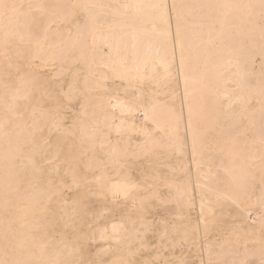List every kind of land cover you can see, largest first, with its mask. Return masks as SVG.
I'll return each instance as SVG.
<instances>
[{
    "label": "bare ground",
    "instance_id": "obj_1",
    "mask_svg": "<svg viewBox=\"0 0 264 264\" xmlns=\"http://www.w3.org/2000/svg\"><path fill=\"white\" fill-rule=\"evenodd\" d=\"M14 1L15 0H0V39H2L0 42V53L2 55V52L7 50L5 48L6 46H4V41L8 36L13 34V30L17 29L12 28L14 25L10 27L12 24L11 21L15 19V22H17V20L21 19V15L24 13L22 12L24 10L22 8V14L18 13L20 16L18 15L17 17L16 14L18 11L16 12V8L20 6L23 0H17V3H20L19 5H16ZM29 1L32 5L33 1ZM41 2L44 1L41 0ZM55 2L56 1H54L53 4H55ZM69 2L71 5L70 9H72L71 16L73 14L72 11H80V9L81 11L84 10L87 14L85 15L87 16L85 19L86 21L82 19L85 21V28L83 27V31V23L81 24L82 26L75 24L76 28L80 27L81 29L78 30V28L76 29L73 26L75 30L72 29L73 31L71 30L69 33L71 37L69 35L68 37L66 36L68 32L64 34L66 40L69 39L72 41L69 48H66L63 51L64 46H58L60 44L58 43L59 37L60 40L61 38H64L62 37V30H60L61 33L59 32L56 34L57 41L55 40L53 42L52 40L51 43L49 41L45 42V37L47 36L46 33L39 34L37 31L38 34L36 32V34H31V32H27L25 28L30 25L27 24L28 26H25L28 22L26 20H29L24 19L28 16L25 17L26 13L23 14L22 20H19L20 22L18 21L17 23L19 25L21 24V27L15 24L16 27H19L16 34L18 39L24 41V46L30 45V47H33L32 50H29L30 47L27 48L26 46L24 50L26 51L27 48L29 51L24 53L23 50L21 52L22 54L20 53L21 57L23 55L25 63L27 64L37 57L41 66L45 67V65L49 66L54 61L59 60L60 56H63L61 52L64 55L68 50L70 52H75V55H73L74 59L72 57V60L74 63L78 62V65H81L79 68L83 72L79 74V71L76 73L75 70H73L74 74L72 73L73 75L69 78L68 87L66 85L67 88L65 87L64 94L63 91L60 94H63L64 98L66 97L70 100L71 96L74 94L73 92H81L84 94V98H81L83 102L79 104L81 107L73 116H71L67 125L66 123H62L65 116L60 112H57L59 107L60 109L63 108H61L62 106L56 102L57 95L55 94L53 95L56 98H54L55 100L52 104V107L54 108H51L52 111L47 107H42V109H46V111H42L40 103L42 102L45 104L42 100L39 102L35 101L37 103H32L28 106L29 104L26 99L28 96L32 95V92L29 91V89L36 84L33 82L38 80V76L36 75L39 73L38 71L37 73L35 71L36 74L30 75L25 73V75H28L25 76L26 79L23 78L25 81L18 80L17 82L16 80V85L21 84L19 82H22L24 85H20L21 87L23 86L21 89L25 90L27 88V92L16 86L13 88L12 85L11 88L9 86L8 88L7 84L9 83L10 85L12 78H9L11 82L9 80L8 82L0 76L3 79H0V85H3V82L5 81L8 82L3 85H6L7 90L3 86L2 89L0 88V103L1 101L2 103L7 101L4 93L5 91L6 95H9L7 98L12 99L14 103L16 101V104L14 105L10 104L9 100L6 104L9 102L8 104L11 105V107L18 104L23 105L22 108L20 105L18 107L16 106L17 110L12 108V110L14 109L15 111L9 110L10 114H12V116L15 114L16 117L14 116V118L18 119H15V124L17 125V121H20L17 125L18 128L16 127L17 129L14 130L15 132H18L19 130V134L21 131V137H18L20 136L18 133L16 134L18 135V138L23 140L18 141V147H15L16 145H14V139L15 141L17 140L16 135H14V139H11V141L8 140V143H6V138H4L6 132L9 135L7 129L16 126L11 122L13 125L11 126L10 124L11 127L4 131V123L8 119L6 117L11 118L10 115H6L9 113L6 112L8 109H3L6 112H3L6 116L1 115L0 113V139H2V146L0 141V164L2 165H0V198L2 195H8V192L11 193V191H16L23 182H25V180L22 181V178L20 177L22 174H24L23 176H26L25 174H28V171H32L31 175L42 173H38V162L40 160L38 161L35 159L37 157L34 156L37 155L42 148L39 147L40 143L36 141L41 139L37 138L36 133L39 132V128L46 125V128L50 133L58 127H61V134L58 136L66 138L69 145L76 144L78 149L76 152L72 149L74 153H68L66 156V153H64L66 151L63 152L64 148H62V150L58 147L60 146V141L55 140L52 143H49L51 147L50 151L54 158L62 151L65 157L62 156L63 154L61 155L62 157L59 154L57 162L64 160L65 164H67L66 168L70 165L67 169L68 174L69 172L71 173V176L69 177L77 180L82 176L78 173L82 168H75L78 164L75 159L80 158V154H85V156H83L84 159H81V162L86 173L89 175H85L86 173L84 172L85 174L82 177H84L85 180L89 179V181L90 178L93 179L91 182H95L93 186L95 189H91V191L97 189L95 193L100 196L99 198L102 197L101 201L103 206L101 211L107 213H105V219L108 220L103 224H100L101 226L98 227L96 235L101 243L102 241L104 242L103 248L105 247V249L103 253L108 252L110 254V258L107 259L108 262L106 261V264H153V260H158L159 258L166 259L167 257L177 259L176 264H240L241 261L250 258H254L255 262H259L261 256L264 255V232L260 230L261 228H264V216H260L261 218L259 220H252V218H250L252 222L254 221L253 223L247 222L245 217L248 216L250 212L251 214H254L255 217L257 214L264 211V126L263 124H258L256 121L259 116L263 117L264 115L262 112L264 111V65L259 67V64V68H255V71H253L250 64L254 59H247L246 56H249V53L251 54L250 51H255V48L258 47L257 45L262 46V44H264H258L261 43L262 40H260L254 48L253 46L256 42L255 39L258 38L259 40V37H256L251 33L257 32L255 30H259L263 27H258L259 25L256 24L257 22L253 21L255 22L254 24H256V27H258L257 29H254L252 26L254 24H252L251 20L254 19L255 12L259 11L258 9L264 1L69 0ZM24 3H26L25 0ZM37 4L39 5L40 1ZM3 5H7L8 7L5 8ZM26 5H28V3ZM55 5H52V8H56ZM68 5L64 10H67ZM255 5H258L256 7L258 9H255ZM33 6H36V4H33ZM41 8L44 10L43 6ZM37 9L40 8L37 7L36 10ZM248 9H250V12ZM251 9L254 14L249 18V15L252 14ZM61 10L62 8L60 11ZM26 11L27 10H25V12ZM40 11L41 10H37V12ZM44 11L43 14H45ZM48 11L51 12V9ZM247 12H249V14ZM258 13L256 14L258 15ZM57 14L59 13H55V15H53L55 18H52V14L49 13L50 20L45 19L47 16L40 19H45L48 21V24L52 21L56 22L57 20L54 21V19L60 18V16L57 17ZM32 15L33 14H31V16ZM46 15H48V12ZM229 15H240L241 20L243 15L246 18L248 17V21L251 22V26H249L250 24L248 23L247 25L244 23L243 26H246L245 28L249 27L250 32H248L247 29L246 32H241V30L244 29H242V25L243 22L247 20L246 18L243 19L244 21L242 20V25L239 21L237 24L234 23L238 16L235 17L236 19L233 17L234 21L230 22L237 25L239 29L241 27L239 30L237 26L234 25V28H237V30L240 31V34L251 33L254 35L252 39L255 41L250 38L251 34L248 36L251 43L254 42L252 46L253 50L250 49L249 51L246 49L247 51L245 52L244 50L242 51L244 45L242 46V49L240 47L241 44L238 46L241 49L240 51L245 54L247 53L246 56L244 53L236 52L237 46L234 44L230 46L229 42H223L221 40L222 37L220 36L221 39L218 37L222 31H225L222 30L223 28L221 29V27L227 25L228 22L226 18H229ZM85 16H83V18ZM195 16L203 18V21L200 20L204 25L202 26L203 29L208 26V23H203L207 18H210L208 20H211L212 22L217 20V22L214 21L213 24L208 20L205 22H209L211 27L218 23V26L220 27L217 28L220 29V31L216 29L217 32H214L216 30L213 29L214 31L212 32L213 35L217 33L218 36H216L219 41L224 43H221L223 45L222 50L230 46V48L227 49L228 55L227 53L219 55L223 52L220 50L221 47H219L221 44L218 46L219 53L216 51L218 50L217 47L213 46L211 49L216 48L215 50L213 49V53H209L210 51L212 52L211 49L209 52L206 50L208 49L207 46L210 47L209 41L213 42V37L216 38V36H213L211 40H209V37L211 36L209 33L212 34V32L208 33L209 36L205 35L208 38L207 43L209 42V45H205V53L201 47L200 50L198 49L197 46L200 44L199 42L204 38H202L203 33L199 34L200 36L197 35V33L201 31L198 29L195 30V28L198 27L197 25L201 24H199L200 21L197 17L195 19ZM205 16L207 18H205ZM261 16L259 15V17ZM16 17L19 19L16 20ZM39 17L40 16H38V18ZM214 17L215 19L212 20ZM257 17L258 16H256L254 20L259 19V17ZM64 18H66V16ZM32 19H35V17ZM36 20H32L33 24L38 22V20ZM22 21H24L25 24H23ZM65 21H67V19H65ZM183 21H187V23ZM29 22L31 23V20H29ZM5 23L10 24L8 26L4 25ZM56 23L61 22L57 21ZM230 23L226 26L227 28L228 26L231 27V25H229ZM48 24L46 25L43 22L42 26L46 27ZM206 24L207 26H205ZM35 25L39 26L40 23L34 24V26ZM34 26L32 28H34ZM191 26L194 28L193 30ZM32 28L30 26V29ZM37 28L38 27L35 29ZM60 29H62V27ZM66 29H68L67 26ZM205 29V31L209 30V28ZM196 31L198 32L196 33ZM226 31L223 36L225 34L227 35L229 32L226 33ZM259 32H263L264 34L263 29L258 31V33ZM53 33L50 32V35L52 34L51 36H53ZM242 35L244 38V34ZM48 37L47 39L49 40ZM11 40L9 41L10 45L14 44ZM62 40L65 44V40ZM69 40L66 43L69 44ZM205 40L207 39L205 38ZM225 40L227 39L225 38ZM15 44L13 45L14 47ZM226 44L227 47L225 46ZM61 45H63V43ZM11 47L9 49H11ZM263 47L258 48L262 49ZM57 49L62 50L57 51ZM16 51L14 52L16 53ZM201 51L205 54L203 58L200 57L203 54H201ZM256 51L255 53L257 54L261 50H258V52ZM18 53L19 52H17V55ZM215 53L216 56L214 58L216 60L218 59L217 57L221 56V59L219 58L220 60L218 59L217 62L212 56L215 55ZM261 54L264 56V52ZM252 55L250 57H252ZM254 55L253 57H255ZM199 58H201V60H199ZM209 58H213V64L211 63L212 59L210 60ZM261 59L264 61L263 57H261ZM3 61L7 62L5 59H3ZM70 61L71 60L64 64L67 65ZM209 61L211 62L209 63ZM58 62L60 63V61ZM200 62H202V65ZM0 63H2L1 60ZM71 64L72 63H70V65ZM2 65L5 66L4 64ZM36 65L34 66L35 68H37ZM53 65L54 64L51 66ZM41 66H38V68ZM1 67L0 69L3 68ZM56 67L57 70H54L55 72L53 75L58 77L65 73L63 71V73L60 74L62 71L58 69L61 66L59 68L58 66ZM61 68L69 69L68 67ZM6 69L3 68L1 71ZM30 70L31 69H29V71ZM77 70L76 67V71ZM33 71L32 73H34ZM13 72H15V70ZM10 74L12 73L10 72ZM50 75L53 77L51 73ZM251 75H253L252 78ZM3 77L5 76L3 75ZM7 77L9 76L6 74V78ZM29 84H32V86ZM25 85L26 88L24 87ZM39 85L38 88L46 87L42 86L41 83ZM3 88L5 90H3ZM35 89L37 90V88L31 90L35 92ZM28 91L30 93H28ZM38 91H36V93L40 94V90ZM41 93L43 94V91ZM41 97L45 98L40 95L39 100ZM20 98H24L26 101L25 103L29 108L27 109V115L29 117L24 119L25 121L17 118H22V116H17V112L20 110L22 111V109L24 111V106H26L23 102L21 104L20 101L22 100H19ZM47 100L50 101V99ZM250 100L253 101L251 106ZM254 102L255 105L253 104ZM208 103L211 104L209 111L206 109ZM234 103L238 104L239 108L236 106L238 108L237 110H235ZM6 104L0 105L4 108ZM37 104L40 106L38 107ZM46 104L48 103L46 102ZM9 105L8 108H10ZM252 105H254V107H252ZM2 107L0 110H2ZM18 108L20 109L18 110ZM47 109L49 111H47ZM72 110L73 109H71V111ZM260 112L262 115H260ZM21 113L22 112H20V114ZM28 118H30L29 121L27 120ZM260 120L264 121V117L259 119V121ZM7 122L8 121H6V125L9 124ZM237 123H239V125L236 126L235 124ZM28 124H30L29 127L27 126ZM25 125L27 127H25ZM15 132L13 134H15ZM2 136L3 138H1ZM35 138L37 139L35 140ZM9 142H11V145ZM20 142L23 144L24 142L28 143H26L27 145H21L23 149V146L26 148L30 145L28 149H24L25 152H21L23 151L22 148L21 151H19L23 155L22 161L17 158V162L21 161L22 163L20 162V164H22L23 168H26L25 171L27 172H23L24 169H22L20 164L18 166L17 162H15L16 160L12 161L13 157L18 156V154L20 156L21 154H15L12 152L11 147L13 145V151H15L14 149L19 150ZM8 144L10 145V148ZM47 145H45V147H47ZM66 149L69 152L71 151V148L70 150L68 148ZM19 158H21V156ZM9 161L11 163L15 162L18 166V168H16L17 166L14 165V163H10L11 167L15 166L16 170L22 169L20 170L21 175H19L21 179L18 180L17 178L19 170L17 172L14 170L16 172L15 174L13 168L12 170L10 169L8 164ZM6 163L8 165H6ZM143 164L144 166H142ZM80 165H78V167ZM87 170L90 172H87ZM92 170H95V172L90 175ZM40 175L42 174H39V178L37 179H39L38 181H43L40 179ZM36 177L37 176L34 178L36 179ZM44 178L45 177H43V179ZM29 179H31L30 175L26 180L28 181ZM36 180H34L37 184V186H35L38 187L41 182L38 184ZM18 181H21L22 184L20 185ZM48 181L46 179L45 183H48ZM72 182L73 180L71 183ZM31 183L28 184L33 185ZM68 183L69 182H67V186L69 185ZM85 183L88 185L87 182ZM65 184L66 183H64V185ZM23 185L25 186V184ZM41 185H44V183ZM51 185L52 184H50V186ZM62 186L63 185L61 184V187ZM25 187L28 188V185ZM63 187L67 189L66 186ZM49 188H47L48 190H46L45 186L44 188H32V190L30 189L27 192L21 193L23 199H17V201H15L16 204L14 210L18 209L17 212L15 211V217L12 213H9V210H7L14 218L9 219V216H6L3 218L4 222L3 220L1 222L0 219V260H31L40 262L56 261L59 259L60 251L55 249V251H53V248L49 245V241H45L48 238L46 239L43 237L44 235L45 237L49 236L48 233H46V228H49L46 226L48 224L46 219L50 218L45 217L46 219L43 221L40 220V215L38 216L35 214L39 211H41L40 213L44 211V203L46 202L47 204V201L53 194L55 195L59 193L60 195L59 186L57 188ZM79 196H82L79 197L80 199L83 198V195ZM15 198L17 197L14 196L13 199ZM55 198H57L56 195ZM55 198L53 197L52 199L56 204L58 201L55 202ZM60 198H62V196H60ZM99 198L97 199L99 200ZM78 199L76 201H78ZM1 200L2 199H0V207L3 208L5 206H3L4 202H2L4 199ZM63 200L64 199L61 201ZM52 201H49L48 203H51ZM61 201L59 200L60 203L64 202ZM83 201L85 202V200ZM119 201L120 203L129 202V206L124 209L123 213H119L118 217H115L116 219H111V215L114 214L113 206H117ZM10 202L14 204L13 200ZM69 203L67 202L68 205ZM79 203L81 204L82 202L79 201L77 204L79 205ZM10 205L9 206L12 208L13 205ZM63 205H65V203H63ZM82 205L85 206L86 203L85 205ZM99 205H101V203H99ZM74 206L73 209L69 207V211H73ZM64 207L66 210V206ZM79 207H76L77 209L75 210H81L82 207ZM54 208L59 209L60 207L57 208L54 206ZM47 209H45L46 213ZM257 209H260L261 211L258 213ZM53 212L55 214L57 213L55 211ZM62 212L66 214V211H61V213ZM50 213L53 214L52 211H50ZM72 213H74V211ZM42 214L41 217H44L49 213L43 214L44 216ZM55 214L52 216L49 215L51 219L55 217V220L57 221L60 214L54 216ZM224 218H231L233 219V222L224 221ZM52 220L55 221L54 219ZM79 221L81 220L78 219V225L80 224ZM68 222L69 221L67 220V223ZM58 223L60 224V221ZM67 223L65 221L66 225ZM48 225H52V222ZM81 225L82 224L79 226ZM58 227H61V225ZM31 229L41 230L37 233L38 236H41V234L45 232L42 236L44 240H41L43 239L42 237L38 239L36 233H30ZM80 229H76L75 231H80ZM79 231L77 233H79ZM63 234L60 232L59 236H63ZM28 235L32 237L33 245L35 244V250L31 249L28 251L25 249L26 244H24V242L31 241V237L25 241V238L28 237ZM215 235L221 237V239L218 240L215 238ZM55 236L52 237L50 235L55 241L51 238L49 239L56 243L59 239ZM62 236L59 237L60 241ZM6 239L11 242L8 246L5 245ZM148 239H150V242ZM63 241L64 242H62L59 247L62 249L64 247L65 254L63 255L65 256L60 258L62 260L64 259V261L65 259L67 261H72L75 256V251H78L79 248L81 250V244L79 247L76 244L75 248L74 243H72L71 240ZM46 243H49V246H46ZM27 244L26 247L29 248V243L27 242ZM33 245L32 247H34ZM57 245L54 246L58 248ZM142 249L150 250L151 255L149 257L144 255L141 256L140 251ZM79 254L80 252L78 255ZM185 254L192 255V259L189 262H185ZM61 259H59V261H62Z\"/></svg>",
    "mask_w": 264,
    "mask_h": 264
},
{
    "label": "rangeland",
    "instance_id": "obj_2",
    "mask_svg": "<svg viewBox=\"0 0 264 264\" xmlns=\"http://www.w3.org/2000/svg\"><path fill=\"white\" fill-rule=\"evenodd\" d=\"M31 1H33L32 3L33 4H36V6L38 5L37 3H39V1H40V4L37 6L38 8H40V9H37L38 11L39 10H41L40 12H37V10H36V6H33V4L31 5V2L29 1V0H25V2L26 3H24V0H23V2L20 4L19 2L17 3V0H15L14 1V3L17 5H19L20 4V6H18L17 8H19V9H17L16 8V12H17V17H18V15L19 14H22V12H24V13H26L25 14V17L27 16V18H24V19H29V20H31V23L29 22V20H26V21H28L27 23H26V25L25 26H28L27 24H29L30 26H31V28L34 26V24H39L40 23V25L38 26V25H35L34 26V28H32V29H30V26H28V27H26L25 28V30L27 31V32H31V34H36L37 33V31H38V33L40 34V33H46L47 34V36L45 37V42L46 41H49L50 43L52 42V40H53V42L56 40V34H58L59 32H60V30H62L63 31V33H62V37H64V34H66L67 32V37H68V35L70 36V32H71V30L73 29V30H75V24H78V26L80 25V26H82V31H83V29L85 28L84 27V22L86 21L85 19L87 18V16H85V15H87L86 14V12H84V10L83 11H81V9H80V11L79 10H76L75 12L74 11H72V16H74V17H72L71 16V10L72 9H70V7H71V5H70V2H69V0H65V2H64V0L62 1V0H42V1H44V2H41V0H37V1H35V0H31ZM36 3H35V2ZM47 1V2H46ZM50 1H51V3H50ZM54 1H56L55 2V4L56 3H58V4H53L54 3ZM57 1H59V2H57ZM262 1H264V0H262ZM21 2V1H20ZM28 3V5H26ZM48 3V4H47ZM62 3V4H61ZM42 4V5H41ZM50 4V5H49ZM55 5V7L56 8H52V5ZM64 4V5H63ZM68 5V8H67V10H64V9H66V7H67V5ZM45 5V6H44ZM58 5V6H57ZM66 5V6H65ZM36 7V8H33V7ZM43 6V9L45 10H42V7ZM49 6V7H48ZM61 6H63V7H61ZM258 6V5H257ZM256 5H255V9H258V8H256L257 7ZM30 7V8H29ZM47 7V8H46ZM260 7H262V8H260ZM260 7H259V13L255 10V9H253V10H255L256 12H255V14L256 13H258V15L256 14H254V13H252L253 12V10L251 11V13L252 14H250L249 16L248 15H246L247 13L249 14V12H250V9H248L249 10V12H247L246 14H244V15H246V16H248L249 18H251V15H253L254 14V19H255V17L256 16H258L259 17V15L261 16V14H262V16L261 17H259V19H257V20H251L252 21V24H254L255 22H253V21H256L257 23L256 24H258L257 26L258 27H260V26H263V27H261L263 30H264V15H263V11H264V3H262L261 5H260ZM24 10H23V9ZM28 8V9H27ZM48 8H50L51 9V12L50 11H48V10H50V9H48ZM62 8V10L60 11V9ZM54 9H55V11H54ZM23 10V11H22ZM25 10H27L28 11V13H27V11L25 12ZM70 10V11H69ZM22 11V12H21ZM43 11L45 12V14H43ZM63 11H64V13H63ZM47 12H48V15H46L47 14ZM59 13V14H57V17L58 16H60V18H61V20H60V18H57V19H54V21H59V22H61V23H56V22H51V23H49L50 24V26H49V24L47 23L48 21H46L47 19H49L50 20V15H49V13L50 14H52L51 15V17L53 18L54 16L53 15H55V13ZM62 12V13H61ZM262 12V13H261ZM19 13V14H18ZM23 13V14H24ZM68 13V14H67ZM23 14L21 15L22 17H21V19H19V18H17L16 17V20L17 19H19V20H22V18H23ZM31 14H33L32 16H31ZM37 14H38V16H40L39 18H38V16H37ZM242 14V13H241ZM29 15H30V17H29ZM35 15V16H34ZM41 15H42V17H41ZM69 15V16H68ZM20 16V15H19ZM37 16V17H36ZM44 16H47L46 18L44 17ZM62 16V17H61ZM66 16V18H64ZM76 16H77V18H76ZM83 16H85L84 18H83ZM230 16V15H229ZM238 16V17H237ZM35 17V19H32V18H34ZM71 17V18H70ZM196 17H197V19H199V21L200 20H202L203 21V18H199V16H195V19H196ZM201 17H204V16H201ZM235 17H237V22H236V20L234 21V18ZM242 20L244 19V18H246L245 16H243L242 15ZM246 18L247 20L246 21H244L243 22V25H242V20H241V18H240V15H232V16H230L229 18H231V19H229L228 17L226 18L227 19V22L228 23H230L231 21H234V23H238V21H239V23H241V25H242V29L243 30H241V32L242 31H244V32H246V29H247V31L248 32H250L249 31V27H247V28H245V27H243L244 26V23H245V25H247V23L248 24H250L249 26H251V22L250 21H248L249 20V18ZM257 17V18H258ZM36 18H37V20H38V22L37 23H34L33 24V22H32V20L33 21H35L36 20ZM43 19V18H45L44 20H41V19ZM55 18V17H54ZM205 18H207L206 16H205ZM205 18H204V20H205ZM253 18V17H252ZM261 18V19H260ZM23 19V20H24ZM59 19V20H58ZM65 19H67V21H65ZM85 20V21H83V20ZM208 19H210V18H207L205 21H207ZM213 19H215V17L214 18H212V20ZM19 20H17V22H15V19L13 20V21H11V25H10V27L12 26V25H14V26H12V28H19V27H16V25L15 24H17L18 23V21ZM36 20V21H37ZM40 20V21H39ZM81 20H82V22H81ZM25 21V20H24ZM24 21H22L23 22V24H25L24 23ZM25 21V22H26ZM46 21V22H45ZM63 21V22H62ZM76 21H77V23H76ZM202 21H200V23L199 24H201V25H197L196 27L197 28H195V26L193 25V27L195 28V30H199V31H201V32H198V31H196V33H197V35H199V34H201V33H203L202 34V38H204V39H202L199 43L200 44H198V49L200 50V47L202 48V50L204 51V49H206V46L205 45H207L209 42H210V47H208L207 46V48L209 49H206L208 52L210 51V49H211V47L213 46V47H217V49L219 48V47H221V49L220 50H222V47H223V45L222 44H224L223 42H229V45L231 46V45H235V46H237V50H236V52H238V53H244V52H242L243 50L246 52L247 50H249L250 51V49L251 50H253V47L255 48L256 47V45H257V43L260 41V40H262L261 41V43H258V44H262V43H264V41H263V39H264V34H263V32L262 33H260V35L258 36V31H261L260 29L259 30H255V31H257V32H251L252 34H254L256 37H259V40H258V38H256L255 39V37H254V39L256 40V42H255V44H254V46H253V41H255V40H253L252 38H253V36L254 35H252L251 33V35L250 34H248V33H242V34H244V38H243V35L242 34H240V31H238L237 30V28L239 29V27L237 26V25H235V24H233V22L232 23H230L229 25H231V27H233V28H231L230 26H228V28L226 27L227 25H228V23H227V25H225V26H223V27H221V29L222 30H228V31H226V33H227V35L225 36H223V34H224V32L225 31H222L221 32V34L218 36V34L217 33H215L214 35H213V32L212 31H214L213 29H218L220 26H218V23H216L217 22V20H214V21H216L215 23H216V27L215 26H213L212 25V27H211V24H213V22L211 21V20H208V21H210L211 22V24L209 23V22H203V23H208V26H207V24L205 25V26H207V27H204V29H203V27L202 26H204L203 24H202ZM15 22V23H14ZM20 22V21H19ZM43 22H44V24H48V26H46V27H44V26H42V24H43ZM66 24H65V23ZM79 22H80V24H79ZM183 22H186L187 23V21H183ZM4 23V22H3ZM83 23V24H82ZM214 23V24H215ZM9 24L10 23H5L4 25H8L9 26ZM55 24H58V25H55ZM82 24V25H81ZM232 24H233V26H232ZM256 24H254V25H252L253 26V28L254 29H257L258 27H256ZM17 25H19V24H17ZM21 25V24H20ZM19 25V26H20ZM237 26V28H234L235 26ZM7 26V27H8ZM52 26H54V27H52ZM59 26H60V28L62 27V29H60L59 28ZM64 26V27H63ZM66 26H67V28L68 29H66ZM75 28H74V27ZM199 26H201V27H199ZM210 26V27H209ZM239 26H240V24H239ZM256 28H255V27ZM9 27V28H10ZM21 27V26H20ZM36 27H38L37 29H35ZM40 27V28H39ZM41 27H43V28H41ZM52 27V28H51ZM84 27V28H83ZM218 27V28H217ZM29 30H28V29ZM46 28V29H45ZM47 28H48V30H47ZM50 28H51V30H50ZM78 28V30L79 29H81L80 27H77ZM76 28V29H77ZM191 28H192V26H191ZM190 28V29H191ZM194 28H192V30L194 29ZM205 28H209V30L208 31H205L206 29ZM210 28H211V31H210ZM225 28V29H224ZM13 30L14 32H13V34H11L10 36H8L7 37V39L4 41V46H6L5 48L8 50H6L5 52H2L3 53V55L1 54L0 55V60H1V62L2 63H0L1 64V66L4 68V69H6V70H4V71H1V70H3V68L2 69H0V76H2V78L3 79H5L6 81H10L11 82V80H12V84L10 83V85H9V81L8 82H3L4 84H7V87L9 86L10 88H11V85L13 86V88H15V86L16 87H19V89H21L22 87L20 86L21 84H23L22 82H19V83H21V84H18V85H16L17 84V82H18V80H23V78H25V76H28V75H25V73L26 74H36L37 73V71L39 72V73H37L36 75L38 76V83H39V81H40V83L42 84V86H46L45 88H43L42 86V88H38L40 85V83L38 84L37 83V81L36 82H33V83H36L35 85H34V87H32L31 89H33L34 90V88H37V90L35 89V92L33 91V90H31V89H29V91H31L32 93V95H30V96H28V98L26 99V101H28V106H30V104H32V103H37V102H39V101H43V102H45V104L44 103H40V105H38V107L40 106L41 107V109H42V107H44V108H48V109H50V111H52V109L51 108H53L52 107V104H53V102H54V98H56V97H54L53 95L55 94V95H57V99H56V102H58L59 103V105L60 106H62L61 108H63V109H60V107L58 108V111L57 112H60L61 114H63L64 116H65V118H64V120L62 121V123H69V120H70V118H71V116H73L75 113H76V111H78L79 110V108L81 107V105L79 106V104L81 103V102H83L82 101V99L84 98L83 96H84V94L83 93H81V92H73L74 94L71 96V98H70V100L69 99H67L66 97L64 98L63 97V94H64V90H65V87H66V85H67V87H68V84H69V78L74 74V71L73 70H75V72L77 73L78 71V73L79 74H81L83 71L79 68V66H81V65H78L79 63L77 62V63H74V61L72 60V57H73V55H75V52H70L68 49V52L67 53H65V55L61 52V54L63 55V56H60V59L59 60H57V61H54L53 63H51V65L52 64H54L53 66H51V65H45V67H42L41 66V64H40V61H39V59H37V57L36 58H34L31 62H29L28 64L27 63H25V60H24V57H23V55H22V57H21V52L25 49V47L27 46H24V41H21L20 39H18V37H17V34H16V32H18V30ZM45 30V31H42V30ZM57 29V30H56ZM67 31H66V30ZM201 29V30H200ZM240 29H241V27H240ZM239 29V30H240ZM22 30V29H21ZM50 30V31H49ZM64 30H65V32H64ZM69 30V31H68ZM72 30V31H73ZM202 30H203V32H202ZM230 30H231V32H230ZM40 31V32H39ZM42 31V32H41ZM81 31V30H80ZM218 31H220V29H218ZM252 31H254V30H252ZM36 32V33H35ZM48 32H49V34H48ZM50 32L51 33H53V36H51L50 35ZM57 32V33H56ZM207 32V33H206ZM209 32H212V34H210ZM214 32H217V30L216 31H214ZM37 33V34H38ZM61 33V32H60ZM206 33V34H205ZM208 33H209V35H211L210 37H209V40H211V38L213 37V36H218L219 37V39H221V37H222V41L220 42L219 41V39L217 38V36H216V38L218 39V41H217V39L215 38V37H213V42H211V41H209L208 43H207V41H208V38L205 36V35H208ZM232 33V34H231ZM236 33H237V35H236ZM16 34V35H15ZM191 34V33H190ZM263 36H262V35ZM208 35V36H209ZM229 35V36H228ZM233 35V36H232ZM250 35V38L253 40L252 42L253 43H251V41H250V38H248V36ZM48 36H50V37H48ZM58 36V35H57ZM200 36V35H199ZM204 36V37H203ZM221 36V37H220ZM241 36H242V38H241ZM246 36V37H245ZM17 37V38H16ZM47 37L49 38V40L47 39ZM71 37V36H70ZM69 37V38H70ZM230 39H229V38ZM232 37V38H231ZM51 38V39H50ZM205 38L207 39V40H205ZM225 38L227 39V40H225ZM234 38V39H233ZM239 38V39H238ZM247 38V39H246ZM11 39H13V40H11ZM62 39H64L65 40V44H64V41L62 40ZM71 39V38H70ZM216 39V40H215ZM224 39V40H223ZM11 40V42H14V44H15V47L13 46L14 44H11L12 45V47H11V45L9 44V41ZM69 40V39H68ZM68 40H66L65 39V37L64 38H61V40H60V37H59V40H58V43H60L58 46H64V48L63 47H59V48H63V51L66 49V48H69L70 46H71V40H69L70 42H69V44L68 43H66ZM229 40V41H228ZM237 40H238V42H237ZM250 42H249V41ZM258 40V41H257ZM2 41V39H0V42ZM57 41V40H56ZM59 41H61V42H59ZM63 41V42H62ZM246 41V42H245ZM7 44H6V43ZM206 44H205V43ZM215 42V43H214ZM237 42V43H236ZM240 42V43H239ZM63 43V45H61ZM204 43V44H203ZM212 43H213V45H212ZM217 43V44H216ZM222 43V44H221ZM231 43V44H230ZM236 43V44H235ZM26 44V43H25ZM31 44V43H30ZM67 44H68V46H67ZM222 46H221V45ZM241 44V49H242V46H243V49H242V51H240L241 49H240V47H238L239 45ZM246 44V45H245ZM22 45V46H21ZM201 45V46H200ZM202 45H204V46H202ZM209 45V44H208ZM217 45V46H216ZM220 45V46H219ZM228 45V46H229ZM21 46V47H20ZM66 46V47H65ZM219 46V47H218ZM226 47H227V44L225 45ZM230 46L228 47V48H230ZM253 46V47H252ZM259 48H261V47H263L264 46V44H262V46L261 45H257ZM8 47V48H7ZM11 47V49H9ZM30 47V45L29 46H27V48H29ZM245 47V48H244ZM258 47H256L255 48V51H256V49H257V51L256 52H258V50H261L260 52H258L257 54L255 53V51L253 50V51H250L251 52V54L249 53L248 55L249 56H246V54L244 53V55L247 57V59H251V58H253L254 59V61L253 62H251V66H252V70L253 71H255L254 69L255 68H259L261 65H264V64H262V63H264V61H262L263 59H261V57H263L264 58V56H263V54H261V53H263L264 52V47L262 48V49H259ZM27 48H26V51L24 50V53H26V52H28L30 49L32 50L33 49V47H30L29 48V50H27ZM58 48V49H59ZM225 48V47H224ZM228 48H225L224 50H222L223 52H221V54H219V55H222V54H224V53H227V55H228ZM233 48H234V46H233ZM233 48H231V49H233ZM57 49V51H60V50H62V49H60V50H58ZM216 49V48H212L211 50H212V52L210 51L209 53H213L214 52V50ZM239 49V50H238ZM247 49V50H246ZM16 50H18V51H16ZM205 50V51H206ZM13 51V52H12ZM14 51H16V53L14 52ZM203 51H201V54L203 53ZM205 51H204V53H205ZM217 52L219 51V49L218 50H216ZM226 51V52H225ZM9 52V53H8ZM17 52H19L18 53V55H17ZM69 52H70V54H69ZM200 52V51H199ZM14 53V54H13ZM202 54V56H200L201 58H203L204 57V55L205 54ZM219 53V52H218ZM217 53V54H218ZM230 53V52H229ZM254 53H255V55H254ZM201 54H199V55H201ZM207 54V53H206ZM255 56V57H253V55ZM252 55V57H250ZM262 55V56H261ZM14 56V57H13ZM66 58H65V57ZM213 56V58L216 56V53H215V55H212ZM2 57V58H1ZM6 57H7V59H6ZM17 57H18V59H17ZM20 57V58H19ZM69 57H71V58H69ZM249 57V58H248ZM201 58H199V60H201ZM213 58H211L212 59V62L211 61H209V63L211 62L212 64H213V62H214V60H216L215 58H214V60H213ZM218 59L220 58L221 59V56L220 57H217ZM3 59H5V60H7V62L6 61H3ZM36 59V60H35ZM63 59H65V60H63ZM73 59H74V57H73ZM210 59V58H209ZM210 59V60H211ZM217 59V60H218ZM219 59V60H220ZM252 59V60H253ZM64 62H63V61ZM69 60H71L70 61V63H74L73 65L71 64L70 65V63L69 64H64L65 62H67V61H69ZM217 60H216V62H217ZM58 61H60V63L58 62ZM262 63H261V62ZM7 63V64H6ZM10 63V64H9ZM23 63H25V64H23ZM35 63V64H34ZM58 63H59V65L61 66V67H68L69 69H63V68H61L59 65H58ZM63 63V64H62ZM201 63V65H202V62H200ZM2 64H4L5 66H3ZM9 64V65H8ZM34 64V65H33ZM37 64V65H36ZM215 64V63H214ZM260 64V65H259ZM37 66V68H35L34 66ZM257 65V66H256ZM258 65H259V67H258ZM38 66H41V67H39L38 68ZM47 66V67H46ZM56 66H58V70H60V71H62L60 74H62L63 73V71L65 72V73H63L62 75H59L58 77H56L55 75H53V73L55 72L54 70L56 69L57 70V67ZM251 66H250V69H251ZM28 67H29V69H31L30 71H29V69H28ZM51 67V68H50ZM76 67H77V71H76ZM25 68V69H24ZM27 68V69H26ZM42 68V69H41ZM72 68H74V69H72ZM22 69V70H21ZM24 69V70H23ZM50 69V70H49ZM52 69V70H51ZM80 69V70H79ZM15 70V72H13ZM34 70V71H33ZM66 70V71H65ZM257 70V69H256ZM32 71L34 72V73H32ZM35 71H36V73H35ZM49 71V72H48ZM71 71V72H70ZM4 72V73H3ZM10 72L12 73V74H10ZM15 73V74H14ZM22 73H23V75H22ZM50 73L53 75V77L50 75ZM73 73V74H72ZM6 74L9 76V77H7L6 78ZM3 75L5 76V77H3ZM19 75H22V76H19ZM69 75V76H68ZM64 76V77H63ZM252 76L253 75H251V78H252ZM1 77H0V79H2ZM9 78H12L11 80L9 79ZM49 78V79H48ZM2 79V80H3ZM26 79V78H25ZM41 79V80H40ZM45 79V80H44ZM1 80V81H2ZM16 80H17V82H16ZM44 82H43V81ZM23 81H25V80H23ZM57 83V84H56ZM0 84H1V82H0ZM3 84V85H4ZM32 84H29V85H31L32 86ZM3 85H0V88L2 89V86ZM24 85V84H23ZM27 86H28V84H27ZM4 88H6V90H7V87H6V85L5 86H3ZM8 87V88H9ZM25 88H26V85L24 86ZM29 87V86H28ZM60 87V88H59ZM66 87V88H67ZM3 88V90H5ZM30 88V87H29ZM19 89H17V90H19ZM58 89H60V90H58ZM63 89V90H62ZM21 90H23V91H25L26 90V92H27V88L24 90V89H21ZM21 90H19V91H21ZM38 90H40V94H38L39 93V91ZM2 91V90H1ZM28 91V93H30ZM36 91H38V93H36ZM43 91V94L41 93ZM48 91V92H47ZM61 91V92H60ZM62 91H63V94H60V93H62ZM66 91H67V89H66ZM47 92V93H46ZM4 93H5V98H6V100L8 101L9 100V102H10V104H16V101L15 100H17V99H15L14 101H15V103L13 102V100L12 99H10V98H7L8 96L6 95V92L4 91ZM28 93H26L27 95H29ZM75 93H77V94H75ZM83 94V95H82ZM40 95H42L43 97H45V98H40V100H39V96ZM2 96V95H1ZM3 96H4V94H3ZM31 96H33V97H31ZM65 96V95H64ZM74 96H76V97H74ZM38 97V98H37ZM46 97H47V99H50V101L49 100H47L46 99ZM50 97V98H49ZM73 97V98H72ZM53 98V99H52ZM82 98V99H81ZM3 99H4V97H3ZM36 99V100H35ZM67 99V100H66ZM5 100V99H4ZM19 100H22V101H20L21 102V104H22V102L26 105V101L24 100V98H20ZM19 100H17V101H19ZM46 100V101H45ZM253 100V99H252ZM252 100H250V106H251V103L253 102ZM6 101V102H7ZM12 101V102H11ZM35 101H37V102H35ZM49 101V102H48ZM66 101V102H65ZM68 101V102H67ZM6 102H4V103H2V101H1V103L0 104H2V105H4V104H6ZM8 102V103H9ZM19 102V103H20ZM30 102V103H29ZM46 102L49 104H46ZM7 103V104H8ZM6 104V105H7ZM17 104H18V102H17ZM254 105H255V102L253 103ZM2 105H0V108L2 107ZM6 105H5V107L3 108L2 107V110H0V113H1V115H3V116H8V115H10V117L11 118H9V117H6V118H8L6 121H8L7 123H9V124H7L6 125V121H5V123H4V128H5V130L4 131H6V129L7 128H9V127H11L12 125H13V123L15 124V122H16V120H18V119H16V118H14V116L16 117V115L14 114L13 116H12V114H10V111L9 110H12V108H14L15 110H17V108H16V106L18 107L20 104H18V105H16V106H13V107H11V105H9L10 106V108H8V105H7V107H6ZM36 105V104H35ZM47 105V106H46ZM64 105H65V107H64ZM67 105V106H66ZM208 105H209V107H208ZM234 105V107H235V110H237L239 107H238V104L237 103H234L233 104ZM254 105H252V107H254ZM21 106V108L23 107V105H20ZM33 106V105H32ZM238 108H237V107ZM25 107V109H24V111H23V109H22V111L20 110V111H18L17 113H18V115L17 116H22V118H20V117H17V118H19L20 120H24V119H26L27 117H29L28 115H27V109H29L28 107H27V105L26 106H24ZM27 107V108H26ZM50 107V108H49ZM70 107H71V109H73L72 111H71V109H70ZM208 107V108H207ZM207 107H206V109H208V111H209V108L211 107V104L210 103H208L207 104ZM233 107V108H234ZM8 109V110H6V109ZM43 108V109H44ZM70 109V110H67V109ZM3 109H5L6 110V112H9L8 114H6V115H4V113L3 112H5V110H3ZM13 109V110H14ZM20 108H18V110H19ZM40 109V110H41ZM42 109V111H46V109H44L43 110ZM47 109V111H49ZM54 109V108H53ZM12 110V111H13ZM14 110V111H15ZM26 110V111H25ZM54 111V110H53ZM213 111V110H212ZM5 112V113H6ZM20 112H22L21 114H20ZM55 112V111H54ZM263 113H264V111H262ZM3 113V114H2ZM260 115H262V113L260 112ZM255 117H257V116H255ZM262 117V116H261ZM260 116H259V118L256 120L257 121V123L258 124H263V126H264V121H262V120H260L259 121V119H262L263 117H264V115H263V117L261 118ZM13 118H14V120H13ZM16 119V120H15ZM29 119L30 118H28L27 120L29 121ZM42 119V118H41ZM41 119H39V120H41ZM256 119V118H255ZM11 120V121H10ZM26 120V121H27ZM25 121V120H24ZM11 122H13V123H11ZM20 122V121H19ZM18 121H17V125H18V123H19ZM22 122V121H21ZM263 122V123H262ZM28 123V122H27ZM30 123V122H29ZM10 124H11V126H10ZM31 124V123H30ZM30 124H28L27 126L29 127V125ZM65 124V125H66ZM240 124H241V122H240ZM16 125V124H15ZM12 126V128H10V129H7V131H8V133H9V135L7 134V132L4 134L5 136H4V138H6V141H4V142H6V143H8V140H10L11 141V139H14V135H16L17 133H18V135H20L21 134V131H20V134H19V130H18V132L16 131H14V130H16L17 128H18V126ZM68 125V124H67ZM236 126L237 125H239V123H237V124H235ZM234 125V126H235ZM26 125H25V127H27ZM260 126H262V125H260ZM17 127V128H16ZM264 128V127H263ZM40 129H42V130H40ZM57 130V131H56ZM59 130V131H58ZM39 132H36L37 133V138L39 139V138H41L40 140H36L37 138H35V140L36 141H38L40 144H39V147L41 148V150H40V152L37 154V155H34L35 157H37V158H35V159H37L39 162V164H38V173L39 172H42V173H39V174H42L43 175V177H45L44 179H43V177H42V175H40V179L41 180H43V181H38L39 179H37V178H39V174H35V175H31V172H27V171H25V169L26 168H23L22 167V164H20V162L22 161V153L21 152H25L24 151V149L26 150V149H28L29 148V146H27L26 148H25V146H23L24 147V149L21 147V145L23 144L22 142H20L21 144H20V148H19V150H17V149H14L15 151H13V145H12V147H11V150H12V152H14L15 154H18V153H20L21 155V158H19L20 156H19V154H18V156H15V157H13V159H12V161L14 160H16L15 162H17V158H18V160H21V161H18L17 162V164H18V166H19V164L21 165V167H22V169H24L23 170V172H27L28 174H25L26 176H23L24 174H22L21 175V171L20 170H22V169H18L19 171H20V173H19V171L18 170H16V168H18V166H17V164H15V162H10L9 161V166L11 165V164H13L14 163V165H16L17 167L15 168V166L14 167H11L10 166V169L12 170V168H13V172L16 174V172L18 171V180L19 179H21L22 178V181H24L25 180V182H23V184H25V186H27L28 185V188H26L23 184H22V182L20 183L19 181V184L21 185H19L18 187V189L16 190V191H11V193H9L8 192V195L7 194H5L6 195V197H5V195H2L1 196V198L0 199H4L2 202H4L3 203V206L5 205L6 206V209H5V206L2 208V207H0V211H1V215H0V219H1V222H2V220H3V218H5L6 216L8 217L9 216V219H12V218H14L15 217V211L17 212V210L15 209L14 210V207H15V204H16V202L15 201H17V199H23V197L21 196V193H23V192H27V191H29L30 189L32 190V188L34 189V188H44V186H45V188H46V190H48L47 188H49V186H50V184H52L51 186H50V188L49 189H51V187L52 188H57L58 186H59V188H60V195H59V193H57V194H55L56 195V197L57 198H55V195L53 194L52 195V197L47 201V204H46V202L44 203L45 205V207L43 208L44 209V211H45V213H44V211L42 212L43 214H47V213H49L51 216L53 215V214H55L53 211H55V212H57L54 216H57V214H60L59 216H58V218H57V221L55 220V217H53L52 219H54L55 221H53L52 219H51V217H50V215L49 214H47V215H43L42 213H40L41 211H37L38 213H35L36 215H40V220H43L44 221V219H46L45 217H49L50 219H46L47 220V222H48V224H50L51 222H52V225H50L51 226V228H50V226L47 224L46 226L47 227H49V228H46V233H48V235L49 236H47V237H45V235H44V233L43 234H41V236L39 235L38 236V232H40L38 229H31L30 230V233H36L37 234V238L39 239V238H41L43 235V237L44 238H48L47 240H45V241H49V245L53 248V251H55V250H57V251H60V254H59V256L60 257H64L65 255H63V254H65L64 252V247H63V249L61 248V247H59V245L60 244H62V242H64L63 240H65V241H69V240H71L72 241V243H74V246L77 244L78 245V247H79V245H80V247H81V250H80V248H79V250L78 249H76V250H78V251H75V256H74V260H83V261H85V262H87V264H106L108 261H107V259H109L110 258V254L107 252V253H103L104 252V249H105V247L103 248V245H104V242L102 241V243L100 242V239H98V237L96 236L97 235V229H98V227L99 226H101L100 224H103L104 222H106L108 219H105V216H106V212H104L103 213V211H101V208H102V197L101 198H99L100 196H98V194H96L95 193V191L97 190H93V191H91V189H95V188H93V186H94V184H95V182L93 181V182H91L93 179H91L90 178V181H89V179H87V180H85V178L84 177H82L85 173H86V170H85V168H84V166H83V164H82V160L81 159H84V157L83 156H85V154H80L79 156H80V158H77V159H75V160H77V162L76 163H78L77 164V166H75V168H82V169H80L79 171H78V173L80 174V175H82L81 176V178L79 177L78 178V180L77 179H74V178H71V177H69V176H71V173L69 172V174H68V171H67V169L70 167V165L69 166H67V168H66V165L67 164H65V162H64V160H61V161H63V162H61V161H59V162H57V159L59 158V154H60V156L63 154L62 153V151L58 154V156H56L55 158L52 156V152L50 151V144L49 143H52L53 141H55V140H58V141H60V146H58L59 147V149L61 148H64V150H63V152L64 151H66V152H64V153H66L65 155L67 156L68 155V153H74V152H76V150L78 149V146L76 145V144H71V145H69L68 144V140L66 139V138H63L62 136H58L59 134H61L60 133V131H61V127H58L57 129H55V130H53V131H51L50 133H49V131L47 130V128H46V125H44V126H42L41 128H39V130H38ZM12 132V133H11ZM15 132V134H13ZM59 132V133H58ZM11 133V134H10ZM53 134V135H52ZM18 135H16V137L18 136ZM8 136H10V137H13V138H10V137H8ZM53 136V137H52ZM7 137H8V139H7ZM15 137V138H16ZM18 137H21V135L20 136H18ZM17 137V140L15 141V139H14V142H15V144L14 145H16L15 147H18L17 146V144H18V141H20L21 139L20 138H18ZM62 137V138H61ZM1 138H3V136L1 137ZM42 139H43V141H42ZM0 141H1V146H2V139H0ZM13 141V140H12ZM21 141H23V140H21ZM17 142V143H16ZM46 142V143H45ZM11 142H9V144H10ZM13 143V142H12ZM27 143V142H26ZM25 142H24V144L23 145H25L26 144ZM58 143V142H57ZM65 143V144H64ZM8 144V146H9V148H10V145ZM28 144V143H27ZM26 144V145H27ZM47 144H49V145H47ZM59 144V143H58ZM4 145H5V143H4ZM41 145H44V146H41ZM45 145H47V147H45ZM74 145V146H73ZM76 145V146H75ZM7 146V145H6ZM72 146V147H71ZM14 147V148H15ZM71 148V151L69 152V151H67V149L66 148H68L69 150H70V148ZM21 148L23 149V151H21ZM44 148V149H43ZM72 149H73V151H72ZM45 150V151H44ZM18 151V152H17ZM19 151H21V152H19ZM42 151V152H41ZM43 153V154H42ZM14 154V155H15ZM42 155V156H41ZM45 155V156H44ZM65 155L63 154L62 156L63 157H65ZM52 156V157H51ZM61 156V157H62ZM39 158V159H38ZM41 158V159H40ZM44 158V159H43ZM47 158H48V160H47ZM43 159V160H42ZM55 162H54V161ZM45 161V162H44ZM80 161V162H79ZM140 161H142V160H140ZM54 162V163H53ZM61 162V163H60ZM11 163V164H10ZM22 163V162H21ZM53 163V164H52ZM7 163H6V165H8ZM82 166H81V165ZM1 165V164H0ZM58 165V166H57ZM78 165H80L79 167H78ZM2 166V165H1ZM13 166V165H12ZM27 166V165H26ZM56 166V167H55ZM142 166H144V164L142 165ZM20 167V168H21ZM50 167H51V169H50ZM58 167V168H57ZM9 168V167H8ZM40 168V169H39ZM47 168H48V170H47ZM1 169V168H0ZM27 169H28V166H27ZM14 170H16V172L14 171ZM29 170V169H28ZM84 170V171H83ZM96 170V169H95ZM95 170H92L91 171V173H90V175H92V174H94V172H95ZM44 171V172H43ZM70 171V170H69ZM83 171V172H82ZM85 172V173H84ZM87 172H90V171H88L87 170ZM34 174V173H33ZM48 174V175H47ZM19 175H21L20 177H19ZM29 175H30V177H31V179H29L28 181L26 180L27 178H29ZM45 175V176H44ZM52 175H53V177H52ZM85 175H89V174H85ZM28 176V177H27ZM32 176H37L36 177V179L34 178V177H32ZM61 177V178H60ZM33 178H34V180H36L37 181V183L39 184L40 182V185L38 186V187H36L37 186V184L35 183V181L33 180ZM83 178V179H82ZM46 179H47V181H48V183L46 182L45 183V181H46ZM70 180V181H69ZM73 180V182L71 183V181ZM83 180V181H82ZM32 183H31V182ZM62 181H64V182H62ZM76 181V182H75ZM78 181V182H77ZM88 181H89V183H88ZM53 182V183H52ZM67 182H69L68 184V186L70 187V189H69V187L67 186ZM85 182H87V184L88 185H86V183ZM27 183V184H26ZM28 183H31V184H33V185H29ZM44 183V185H41V184H43ZM63 185V186H66L67 187V189L65 188V187H61V184ZM64 183H66L65 185H64ZM71 183V184H70ZM78 183V184H77ZM49 184V185H48ZM36 185V186H35ZM46 185H48V186H46ZM71 185V186H70ZM82 185V186H81ZM91 186V187H90ZM31 187V188H30ZM90 187V188H89ZM85 188V189H84ZM88 188V189H87ZM89 189H90V191H89ZM19 190V191H18ZM62 190V191H61ZM88 192V193H87ZM13 193V194H12ZM17 195V196H16ZM79 195H83V198H79V197H82V196H79ZM5 198H4V197ZM17 197V198H15V199H13V197ZM19 196V197H18ZM60 196H62V198H60ZM55 198V202L56 201H58L59 202V200L61 201L62 199H64L63 201H61V202H63V203H65V205H63V203H60L59 202V204L56 206V204L58 203V202H56V204L54 203V200L52 199V198ZM87 197V198H86ZM94 197V198H93ZM76 198V199H75ZM79 198V199H78ZM85 198V199H84ZM97 198H99V200L97 199ZM5 199H6V201H5ZM8 199V200H7ZM69 199H71V200H69ZM78 199V201H76ZM89 199V200H88ZM11 200H13V202H14V204L12 203V202H10ZM53 200V201H52ZM68 200V201H67ZM76 201V203H75V201ZM83 200H85V202L83 201ZM49 201H52L51 203H48ZM66 201V202H65ZM74 201V202H73ZM79 201H81L82 203L80 204L79 203V205L77 204ZM100 201V202H99ZM6 202V203H5ZM67 202L69 203V202H71V203H69V205L67 204ZM101 203V205H99V203ZM85 203H86V205H85ZM121 203H122V205H121ZM120 203V201H119V204L117 205V206H113V211H114V214L113 215H111V219H116L117 217H118V214L119 213H123L124 212V209L127 207V206H129L128 204H129V202L127 203V202H121ZM10 204H12L13 206H12V208L10 207L11 205ZM50 204H51V206H50ZM82 204H84L85 206H83ZM10 205V206H9ZM78 208L79 206H83L82 208H81V210L79 209V210H75V209H77L75 206ZM9 206V207H8ZM53 206V207H52ZM54 206L55 207H57V208H59V209H56V208H54ZM64 206H66V210H65V207ZM73 206H74V213H72L73 211L72 210H70L69 211V209L71 208V209H73ZM88 206V207H87ZM64 207V208H63ZM70 207V208H69ZM47 208H49V209H47ZM80 208V207H79ZM84 208V209H83ZM88 208V209H87ZM2 209V210H1ZM45 209H47V213H46V210ZM64 209V210H63ZM86 209V210H85ZM7 210H9V213H12V215L14 216V217H12V215L11 214H9L8 213V211ZM13 210V211H12ZM89 210V211H88ZM258 210V213H259V211H261L260 209H257ZM7 211V212H6ZM11 211V212H10ZM50 211H52V213L53 214H51L50 213ZM61 211H66V214H64L63 212L61 213ZM79 211V212H78ZM14 212V213H13ZM78 212V213H77ZM103 214H101V213ZM69 213V214H68ZM72 213V214H71ZM75 213H77V214H75ZM80 213H81V215H80ZM106 213V214H105ZM41 214L44 216V217H41ZM71 214V215H70ZM89 214V215H88ZM101 214V215H100ZM251 212L248 214V216H246L245 217V220L247 221V222H249V223H253L252 222V220H255V219H257V220H259L261 217H263L264 216V211H262V212H260V214H257V216H255L254 217V214H251ZM70 215V216H69ZM250 215V216H249ZM62 218H61V217ZM65 216V217H64ZM261 216V217H260ZM60 217V218H59ZM69 217V218H68ZM88 217V218H87ZM104 217V218H103ZM116 217V218H115ZM248 217V218H247ZM65 220H64V219ZM74 218H76V219H74ZM81 218V219H80ZM250 218H252V220L250 219ZM60 219V220H59ZM78 219L79 220H81V221H79V223L80 224H82L81 226H79L78 225ZM83 219V220H82ZM46 220H45V222H46ZM60 221V224L58 223L59 221ZM67 220L69 221L68 223H67ZM224 221H228V222H233V219H231V218H224L223 219ZM65 221H66V223H67V225L65 224ZM70 221H71V223H70ZM3 222H4V220H3ZM82 222V223H81ZM102 222V223H101ZM231 224V223H230ZM59 225H61V227H58ZM65 226V227H64ZM73 227V228H72ZM80 227H81V229H80ZM62 228V229H61ZM64 228V229H63ZM94 228V229H93ZM76 229H80V231H79V233H77L78 231H75ZM91 229V230H90ZM61 230V231H60ZM260 230H262L263 232H264V228H261ZM54 231H59V232H54ZM52 232H54V233H52ZM60 232H62V234H63V236L62 235H60V236H62L61 237V241H60V236H59V234H60ZM94 232V233H93ZM50 233V234H49ZM75 233H76V235H75ZM93 233V234H92ZM54 234V235H53ZM226 234H227V232H226ZM47 235V234H46ZM50 235L53 237V236H55L56 238H58L59 239V241H57L56 243L58 244H56L55 242H53V241H55L54 240V238H51L50 237ZM84 235V236H83ZM218 235V234H217ZM217 235H215L216 237L215 238H217L218 240L219 239H221V237H219V236H217ZM27 236V235H26ZM59 236V237H58ZM31 236L30 235H28V237H26L25 238V241H27L28 240V238H30ZM34 237H36V236H34ZM42 237V238H43ZM80 237H82V238H80ZM89 237V238H88ZM96 237V238H95ZM44 238L43 239H41V240H44ZM49 238H51V239H53V241L51 240V239H49ZM8 239V238H7ZM7 239H6V241H5V245H9V244H11V242L10 241H7ZM27 239V240H26ZM57 240V239H56ZM148 241L150 242V239H148ZM27 242L29 243V248H27L26 246L28 245L27 244ZM27 242H24V244H26V246H25V249L26 250H31V249H33V250H35V244L33 245V240H32V237H31V241H27ZM32 242V243H31ZM61 242V243H60ZM52 243V244H51ZM47 244V243H46ZM45 244V245H46ZM46 245V246H49V245ZM32 245L34 246V247H32ZM54 245H57L58 246V248L57 247H55ZM83 245V246H82ZM61 246V245H60ZM61 248V249H60ZM75 248H76V246H75ZM55 249V250H54ZM63 250V251H62ZM80 252V254L78 255V253ZM97 252V253H96ZM106 254H108V255H106ZM177 254V253H176ZM140 255L141 256H150L151 255V252H150V250H146V249H142L141 251H140ZM178 255V254H177ZM1 256V255H0ZM58 256V257H59ZM79 256V257H78ZM59 257V259H61ZM79 258V259H78ZM91 258V259H90ZM168 258V259H167ZM166 259H164V258H159L158 260H153V264H176V261H177V259H174V258H170V257H167ZM58 259V260H59ZM72 259V260H73ZM89 259V260H88ZM162 259H164V260H162ZM192 259V255L191 254H185V262H189L190 260ZM62 260V259H61ZM27 261H29V260H27ZM31 261V260H30ZM62 261H64V259L62 260ZM65 261H67L66 259H65ZM107 261V262H106ZM248 261H251V262H253V264H259V262H255V260H254V258L253 259H248ZM161 262H163V263H161ZM168 262V263H167Z\"/></svg>",
    "mask_w": 264,
    "mask_h": 264
},
{
    "label": "snow or ice",
    "instance_id": "obj_3",
    "mask_svg": "<svg viewBox=\"0 0 264 264\" xmlns=\"http://www.w3.org/2000/svg\"><path fill=\"white\" fill-rule=\"evenodd\" d=\"M3 7H8L7 5H3ZM15 7V6H13ZM0 264H87V262L83 260H72V261H8V260H0ZM240 264H253V262L245 260L241 261ZM259 264H264V255L261 256Z\"/></svg>",
    "mask_w": 264,
    "mask_h": 264
}]
</instances>
